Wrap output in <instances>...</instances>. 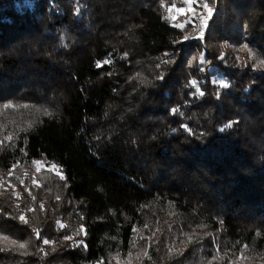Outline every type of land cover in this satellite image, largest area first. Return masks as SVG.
<instances>
[{
  "label": "trees",
  "instance_id": "1",
  "mask_svg": "<svg viewBox=\"0 0 264 264\" xmlns=\"http://www.w3.org/2000/svg\"><path fill=\"white\" fill-rule=\"evenodd\" d=\"M197 1L0 0V264H264V0Z\"/></svg>",
  "mask_w": 264,
  "mask_h": 264
},
{
  "label": "snow or ice",
  "instance_id": "2",
  "mask_svg": "<svg viewBox=\"0 0 264 264\" xmlns=\"http://www.w3.org/2000/svg\"><path fill=\"white\" fill-rule=\"evenodd\" d=\"M188 2H189V7L191 8V4L197 3V0H188ZM197 6L198 7L202 6L203 9L205 10V13L204 14H198V13H196L195 9H191L192 10V16L189 19L185 20L184 23L190 24L193 22V20H198L199 21V25H198L199 38L203 39L204 29L207 27V20L211 17L213 9L209 6V4L207 2H203L202 4L197 3ZM181 11H183V9H181ZM175 26L181 27V28L183 27V25H180V24H177ZM189 38H190V36L184 37L185 40H188ZM246 47L247 46L245 45V48ZM125 55H127V54L125 53ZM110 62L111 61H109V60L104 61V63H110ZM164 63H168V61H164ZM261 64L264 65V61H261ZM98 66H99V64H98ZM157 66L159 67V65H157ZM137 75H139V74H137ZM159 78H163V77L161 76ZM191 83L194 84L195 82H191ZM200 94L203 95V93H200ZM5 107H11V105H5ZM23 107H28V105H23ZM173 111H176V110L174 109ZM45 114L51 115V113H48L46 110H45ZM9 139H11V137H9ZM34 163H39V161H35ZM37 171H39V169H37ZM60 179L64 180L65 177L61 175ZM57 199H59V197H57ZM33 200H35V197H33ZM40 208H41V210L43 209V204L40 205ZM29 211H34V209H29ZM19 220L25 224L28 223V221L25 219L24 215H20ZM61 227H63V225H61ZM80 231H84L83 226H81ZM36 235H37V238H39V232H37ZM257 235H259V233H257ZM65 239H71V237L66 236ZM0 243L4 244V246H5L3 248H0V251H6V250H9L12 248H15L17 251H19L22 249H26V247H27L25 243H19L16 240H12L7 236H0ZM43 243L47 245V244L52 243V242H50L47 239H44ZM41 251H43V249H41ZM22 254L27 255L28 253L26 251H24ZM145 255H147V253H145Z\"/></svg>",
  "mask_w": 264,
  "mask_h": 264
},
{
  "label": "rangeland",
  "instance_id": "3",
  "mask_svg": "<svg viewBox=\"0 0 264 264\" xmlns=\"http://www.w3.org/2000/svg\"><path fill=\"white\" fill-rule=\"evenodd\" d=\"M197 3H199V2L197 1ZM197 3H192L191 8L189 7V2L187 3V6L184 8H176V7L171 8V19L176 20L178 18H181V20L179 21V24L183 25V27L182 28L178 27V28L184 29L186 27V25L192 26V28H193L192 32H193V34H195L193 39L199 38V28H198L199 21L193 20V22L190 24H185L184 22H185V20L189 19L192 16V10L191 9H195L196 13H198V14H204L205 13V10L203 9V7L202 6L198 7ZM202 3L203 2H201V4ZM181 9H183V11H181ZM193 34H187V36H191ZM218 81L221 82V80H218ZM39 167H42V166H39ZM116 264H121V263L117 262Z\"/></svg>",
  "mask_w": 264,
  "mask_h": 264
}]
</instances>
